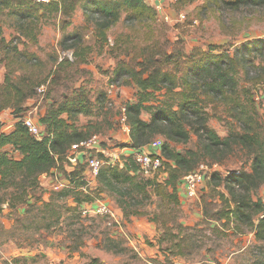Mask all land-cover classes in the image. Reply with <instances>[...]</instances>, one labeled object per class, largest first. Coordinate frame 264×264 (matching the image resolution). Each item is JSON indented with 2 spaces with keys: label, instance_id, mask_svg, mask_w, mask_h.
I'll return each instance as SVG.
<instances>
[{
  "label": "rangeland",
  "instance_id": "1",
  "mask_svg": "<svg viewBox=\"0 0 264 264\" xmlns=\"http://www.w3.org/2000/svg\"><path fill=\"white\" fill-rule=\"evenodd\" d=\"M146 2L156 9L153 18L142 22H125L122 15L116 24L107 29L106 39L97 35L93 21L86 20L82 5L77 7L65 29H62L60 16L56 13H46L39 20H35L32 25L35 40L26 37L20 29L22 21L8 16V11L5 10L0 15V26L10 49L2 51L0 55V84L5 83L9 77L12 84L22 89H32L34 93L22 103V112L19 114L15 113L16 107L13 105L2 110L5 121L0 125V129H3V132H10L21 117L39 118L50 104L71 92V89L85 85L90 91L94 111L88 116L79 115L77 125L87 131L88 136L98 135L101 146L118 162L123 160L125 155L122 151L129 140L121 122V108L127 102H136L138 99L136 85L124 83V79L119 82L115 80L113 70L119 62L135 65L146 56H154L159 60L163 54L176 49L188 53L195 48L207 51L209 45L223 46L234 52L235 47L240 46L242 42L253 44L264 39V7L245 6L234 10L228 9L220 0H146ZM159 4L161 6L157 9ZM40 12H43L42 8ZM166 14L169 15V21L164 18ZM72 32H78L82 42L77 48L67 49L65 47L73 42L66 41L62 45V41L66 34ZM74 51H83L84 55L77 56ZM64 52L66 54L69 52L72 56L64 57ZM168 67L175 70L172 66ZM247 69L249 70L247 74L241 69L240 87L249 88L255 95V107L263 124L261 132L264 137L262 97L264 56H255ZM178 75H181V71ZM41 84H46L44 94L37 92ZM111 84L118 87L117 90L111 98L107 96L104 101L97 103V95L106 92ZM11 98V101L15 100L14 97ZM207 112L209 126L220 136H227L229 131L235 128V123L228 113V106L224 103L216 101L209 104ZM142 117L149 120L150 114L144 111ZM7 126L9 127L6 128ZM42 130L45 132L43 127ZM197 145L198 137L193 133L186 143L171 142V146L177 151L197 149ZM234 148L233 152L220 162L209 159L203 163L208 169L204 171L203 182L195 196L188 194L183 179L177 188L178 204H174L166 197L171 192L166 183L161 184L160 193L150 189L148 199L140 204L138 200L142 198L141 194L133 193L132 196H135L136 200L133 201L128 195L131 187H125L124 198L132 204L137 202L132 210L138 209L141 213L124 217V211L118 207L115 195L110 191H102L96 199L101 198L111 204L116 212H120L125 223L135 222L132 224L135 229L144 228L140 235L137 233L139 230L134 231L130 227L128 229V224H125L123 233L119 229L109 227L101 218H84L78 212L72 214L65 208L61 210L63 221L59 220L53 224L57 231L55 235L60 236L61 230V240L67 243L69 252L78 253L80 257L78 264H173L175 255L178 254L177 248L166 249V252L160 249L162 256H165L164 259L150 257L146 253L148 247L157 244L155 243L157 239L151 241L153 239L149 238L147 231L151 229L157 231V234L167 233L169 237L167 243L184 238L179 249L181 255L189 261H195L196 264H264V243L261 244L263 247H259V244L251 242L246 249L240 250L246 238L231 232L217 231L222 228V223L210 222L204 215V199L209 203L211 214L220 207L218 198L209 196L210 189L206 184V178L212 172L217 171L225 175L233 170H250L249 150L239 146ZM78 166L85 170L90 183L89 189L93 191L96 187L93 183L95 179L91 178L89 168L84 162ZM160 175L158 179L162 181L163 175ZM12 190H1L0 194L5 196ZM43 190L37 192V195L41 196L37 206L41 204L47 192ZM82 196L79 195L78 198ZM263 197L264 184L254 194L255 199ZM34 202L35 199L30 198L29 204L32 205ZM84 203L81 202L79 208L85 205ZM31 205H24L26 214L23 221H16V216L19 215L17 211L9 212L10 218L15 219L16 228L13 227L6 233L1 232L0 239L10 238L15 243L10 242L5 251L0 250V264H49V259L44 253L46 246L41 230L50 229L51 226L47 227L48 219L42 220L37 208ZM5 206L7 205H2L3 209ZM68 206H77L74 197L67 198L66 207ZM1 213L2 211L0 215ZM216 227L218 229H215ZM22 249L24 250L21 251ZM142 252L145 255H141Z\"/></svg>",
  "mask_w": 264,
  "mask_h": 264
},
{
  "label": "trees",
  "instance_id": "2",
  "mask_svg": "<svg viewBox=\"0 0 264 264\" xmlns=\"http://www.w3.org/2000/svg\"><path fill=\"white\" fill-rule=\"evenodd\" d=\"M220 1L228 9L234 10L245 6L264 7V0ZM79 5H82L86 20L93 21L96 33L102 39L107 38V29L116 24L122 15L125 22H142L156 14L154 6L146 0H51L49 3L0 0V15L7 10L8 16L22 21L20 29L24 35L35 40L32 28L35 20L46 13H56L60 16L62 29H65ZM41 8L43 12H40ZM66 41L73 43L65 48L73 49L81 44L82 37L78 32H72L64 36L62 45ZM8 49L10 45L2 35L0 26V55ZM74 54L81 56L84 52L74 51ZM255 56H264V39L253 44L242 42L235 47L234 52L223 46L209 45L207 51L195 48L188 53L176 49L163 54L159 60L154 56H146L135 65L128 62L116 65L113 70L115 80L119 82L124 79V83H132L138 88L136 102L124 104L129 126V141L124 146L125 151L137 149L157 137L163 139L160 149L162 164L152 179L139 172V166L131 155L111 163L110 156L100 151L97 155L103 165L95 180L91 176L96 186L94 192L89 189L85 170L78 166L82 162L87 165L85 156L78 157L76 161L71 160L76 156L71 146L89 137L88 132L77 125L78 117L91 115L94 111L90 91L85 85L71 89L39 116L37 123L45 130H42V139L31 134L21 117L10 132L0 130V191L13 189L5 196L0 194V212L3 204L15 210L20 205H31L30 198H34L32 205L37 208L42 220L48 219L47 227H52L61 219L63 208L84 217L81 208L95 202L102 191H110L115 195L118 207L124 211V217H129L141 212L132 210L138 203L127 201L123 189L131 187L128 195L133 201H136L133 193L141 194L142 198L138 200L140 204L148 199L150 189L162 192L163 183L171 188L166 197L178 204L177 188L185 176L209 159L220 162L233 152L234 147L239 146L250 152V170H233L225 175L212 172L206 178V184L210 189L209 196L218 198L220 207L211 214L209 203L204 199V215L210 222L222 223V228L217 231L232 229L234 235L253 232L256 245L263 247L264 197L254 198L255 191L264 184L263 124L255 107V95L249 88L240 87L241 69L247 74V68ZM179 71L181 75H178ZM33 93L32 89H22L12 84L7 77L6 82L0 84V113L13 105L16 107L15 113L19 114L22 112V103ZM11 97L15 100L11 101ZM106 97V92L99 93L97 103ZM216 101L228 106V113L235 123V128L225 137L208 124L207 106ZM144 111L150 114L149 120L143 119ZM192 133L198 137L197 149L177 151L171 146V142L186 143ZM7 147H11L12 151ZM100 147L109 152L103 146ZM160 174L163 175L162 181L158 179ZM41 176L50 181L51 188L48 191L49 199L45 201L42 198L41 204L37 206L41 200L37 192L44 189ZM61 177L65 183L61 182ZM53 179H57L63 187L55 190ZM79 195H83L82 198H78ZM70 196L74 197L77 206L66 207ZM83 201L85 205L79 208ZM16 217L19 222L25 216ZM94 218L105 221L102 217ZM121 219L125 226V221ZM182 239L167 243L169 237L163 232L158 242L160 245L166 243L165 250L177 248V253L181 254L179 249Z\"/></svg>",
  "mask_w": 264,
  "mask_h": 264
},
{
  "label": "built area",
  "instance_id": "3",
  "mask_svg": "<svg viewBox=\"0 0 264 264\" xmlns=\"http://www.w3.org/2000/svg\"><path fill=\"white\" fill-rule=\"evenodd\" d=\"M36 3H49L51 0H31ZM157 6V5H156ZM157 6V9L160 8ZM166 21H169V15L166 14L164 16ZM64 57H71L72 54L69 52L66 54L63 53ZM63 59V58H61ZM117 90V87L114 84L109 85L106 90L107 98H111L114 91ZM38 94H44L46 92V84H41L37 88ZM121 122L123 123L124 130H126L127 134H129V126L128 119L126 115V108L122 106L121 108ZM24 125L29 129L31 134L36 136L39 139L43 138L42 128L41 126L34 120V118L28 116L23 119ZM163 144V139L160 137L155 138L149 143L129 151L128 153L123 150L122 153L126 156H132L136 164L139 166V172L147 177L154 176V174L161 167L162 160L160 158V149ZM101 140L100 137L96 134L89 136L88 138L73 144L71 146V151L76 153V156L71 159L72 161H76L82 156H85V161L87 166L91 172V176L95 179L98 176L99 170L103 165V161L98 157V152H104L106 155L110 156L111 154L105 150L101 149ZM110 162L115 163L116 161L112 156H110ZM208 169L206 164H201L197 170L193 173L184 177L185 180V188L190 196H195L199 189L200 184L204 179V171ZM54 180V189L58 190L63 187V184ZM81 214L84 217H102L105 219L106 224L109 227H114L119 229L121 232H125V226L122 222L120 216L102 199H97L95 202L87 204L81 208Z\"/></svg>",
  "mask_w": 264,
  "mask_h": 264
},
{
  "label": "crops",
  "instance_id": "4",
  "mask_svg": "<svg viewBox=\"0 0 264 264\" xmlns=\"http://www.w3.org/2000/svg\"><path fill=\"white\" fill-rule=\"evenodd\" d=\"M4 117H5V114L4 113H0V124H2L5 120H4ZM35 121L38 122V118H34ZM9 126H7L6 128H8ZM1 131H3V129H0ZM129 136V134H127ZM129 138V137H128ZM129 141V140H128ZM11 147H7L8 150L12 151L10 149ZM16 155V154H15ZM17 157H19L18 155H16ZM41 180V184L43 185L44 187V190H46L47 192L45 193V195L43 196V199L45 201H47L49 199V189L51 188V184H50V181L46 179L45 176H41L40 178ZM61 182H64L65 181L63 180V178L61 177ZM110 207L116 212V209L111 205L109 204ZM24 205H20L18 206L15 211H17L16 213H18L21 217H23L26 212H25V209H23ZM10 211H13V209H10L8 208L7 206H5V208L2 210V213L0 215V233L1 232H8L10 231L13 227L16 228V226H14V223H15V219H12L10 218L11 215L9 214ZM119 216L120 215V212H116ZM15 214V213H13ZM122 217V216H121ZM60 221L62 222L63 221V218L60 219ZM128 224L127 227L129 229L132 228L134 231H138L137 233L140 235V233L144 232V228H139V229H135L133 227L132 224H135L134 223H126ZM55 226H52L50 229H42L41 230V233L43 234L42 235V239L43 241H45V246H46V249H45V254L46 256L48 257V261H49V264H68L69 262L71 264H78L79 262V255L77 252H69V248H68V245L67 243H63L61 238H62V232L60 230V236H56L55 233H57V231H55ZM148 234L150 235V239H153L151 241H154V239L157 241H155V243L157 242L156 246H153V247H148L149 249L146 250V253L150 255V257H156L158 259H164L165 256H162V251L163 252H166L165 251V248H166V243H163L162 245L159 244V238L161 237V233L160 234H157V231H155L154 229H151L150 231H147ZM226 232H231L233 234V230H228ZM146 233V231H145ZM41 235V234H40ZM238 236H242L244 238H246L243 246L241 247L240 250H244L248 247V244L253 242V243H256V239H255V235L253 232H245V233H239ZM141 237V236H140ZM7 240H9L8 244H7ZM10 242L11 244H14L15 242L11 241V239L9 238H6V237H3L0 239V250H6L7 249V246L10 245ZM162 246V248L160 247ZM42 248H44V246H42ZM16 250V249H14ZM24 249H22L21 251H23ZM14 252V251H13ZM7 253V252H6ZM141 255H145L144 252L140 253ZM4 257H6V254L4 255ZM173 264H196L195 261H189L187 260V258H185L183 255L181 254H177L175 255V259H174V262Z\"/></svg>",
  "mask_w": 264,
  "mask_h": 264
}]
</instances>
